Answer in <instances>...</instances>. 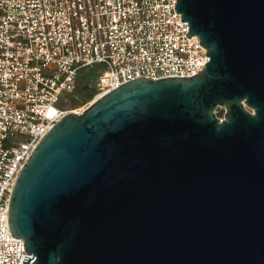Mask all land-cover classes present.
Returning a JSON list of instances; mask_svg holds the SVG:
<instances>
[{
  "label": "water",
  "instance_id": "obj_1",
  "mask_svg": "<svg viewBox=\"0 0 264 264\" xmlns=\"http://www.w3.org/2000/svg\"><path fill=\"white\" fill-rule=\"evenodd\" d=\"M175 10L209 61L50 128L10 196L21 264H264V0Z\"/></svg>",
  "mask_w": 264,
  "mask_h": 264
},
{
  "label": "built area",
  "instance_id": "obj_2",
  "mask_svg": "<svg viewBox=\"0 0 264 264\" xmlns=\"http://www.w3.org/2000/svg\"><path fill=\"white\" fill-rule=\"evenodd\" d=\"M176 0H0V264L29 256L11 235L9 202L39 141L82 80L93 101L139 77H191L209 57ZM222 108L215 113L222 120ZM76 113V112H74ZM26 258V259H23Z\"/></svg>",
  "mask_w": 264,
  "mask_h": 264
},
{
  "label": "rangeland",
  "instance_id": "obj_3",
  "mask_svg": "<svg viewBox=\"0 0 264 264\" xmlns=\"http://www.w3.org/2000/svg\"><path fill=\"white\" fill-rule=\"evenodd\" d=\"M85 82H87V80H82V81L80 82V84L85 83ZM72 98H73V97H72ZM72 98L70 99L69 102H66L67 100L63 101V102L61 103L62 107H65V108H68V109H76V110H78V111H81V110L84 108L86 102H90V101H92V99H93V97L91 96V97L84 98V99L77 100V101L73 102V99H72ZM76 99H77V98H76ZM71 101H72V102H71ZM223 111H224V110L222 109V112H223Z\"/></svg>",
  "mask_w": 264,
  "mask_h": 264
},
{
  "label": "flooded vegetation",
  "instance_id": "obj_4",
  "mask_svg": "<svg viewBox=\"0 0 264 264\" xmlns=\"http://www.w3.org/2000/svg\"><path fill=\"white\" fill-rule=\"evenodd\" d=\"M88 82H91L93 81V78L92 76H90L88 79H87ZM91 88V86L88 84V83H82V84H79L74 93H73V102L77 101V100H80V98H83L86 96L87 94V89ZM77 98V99H76ZM72 102V101H71Z\"/></svg>",
  "mask_w": 264,
  "mask_h": 264
},
{
  "label": "bare ground",
  "instance_id": "obj_5",
  "mask_svg": "<svg viewBox=\"0 0 264 264\" xmlns=\"http://www.w3.org/2000/svg\"><path fill=\"white\" fill-rule=\"evenodd\" d=\"M73 112L79 113V111H73Z\"/></svg>",
  "mask_w": 264,
  "mask_h": 264
},
{
  "label": "trees",
  "instance_id": "obj_6",
  "mask_svg": "<svg viewBox=\"0 0 264 264\" xmlns=\"http://www.w3.org/2000/svg\"><path fill=\"white\" fill-rule=\"evenodd\" d=\"M222 114V112H220Z\"/></svg>",
  "mask_w": 264,
  "mask_h": 264
}]
</instances>
